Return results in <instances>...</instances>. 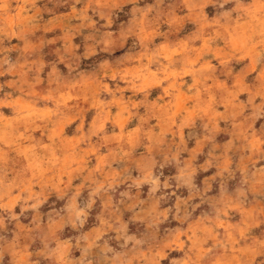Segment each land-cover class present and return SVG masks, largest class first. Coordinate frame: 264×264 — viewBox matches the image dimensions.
<instances>
[{"label":"rangeland","instance_id":"rangeland-1","mask_svg":"<svg viewBox=\"0 0 264 264\" xmlns=\"http://www.w3.org/2000/svg\"><path fill=\"white\" fill-rule=\"evenodd\" d=\"M0 264H264V0H0Z\"/></svg>","mask_w":264,"mask_h":264}]
</instances>
